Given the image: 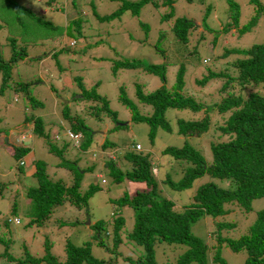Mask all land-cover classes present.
Listing matches in <instances>:
<instances>
[{
  "label": "rangeland",
  "instance_id": "rangeland-1",
  "mask_svg": "<svg viewBox=\"0 0 264 264\" xmlns=\"http://www.w3.org/2000/svg\"><path fill=\"white\" fill-rule=\"evenodd\" d=\"M162 1L159 0L157 6L145 5L138 16L125 11L121 17L105 21L100 20L94 10L99 16L109 14L119 7V1L54 0L49 3L48 0H0L1 57L7 61L12 57L13 51L17 50L20 55L22 54L11 62L9 79L0 93V237L11 241L6 252L14 258L24 259L26 251L35 257L43 256L46 241L51 243L50 251L59 260L65 257L66 242L82 245L90 241L95 257L108 259L117 252L115 260L120 264L124 262L126 256L138 257L143 254V249L126 236L134 223L133 209L129 206L121 207L117 203L120 196L126 193L134 195L135 189L142 185L130 183L125 179L114 182L113 177L108 174L109 168L104 163L109 158L108 154L117 160V152L120 154L129 147L134 149V145L139 143L142 151L148 149L152 153L155 173L160 179H163L166 173L170 175L172 173L171 177L177 180L182 173L181 167L176 161L170 159L166 161L165 157L160 155V151L170 146L181 147L185 138L175 132L159 128L153 144L150 145L149 125L130 122L131 113L119 101L118 93L119 87L123 86L128 97L137 102L135 84H141L143 89L149 92L160 85V79L141 69H118V72L114 73L115 61L135 57L149 63H164L167 66L169 83H174L178 66L182 63L188 68L184 80L186 84L188 82L191 84L188 89L190 95L204 104H211L220 100V89L224 80L213 79L204 87H199L194 82L195 79L201 78L202 74L207 73L205 71L212 69L211 67L220 69L219 65H215L217 58L225 62L238 57V52L223 57L224 48L242 49L253 43H264L263 14L258 15L254 26L239 34L243 24L245 25L255 14V6L250 0H232L239 6L238 25L237 27L231 25L225 29L224 26L228 22L227 0L193 2L175 0L172 10L167 5L164 6ZM260 1L264 4V0ZM207 7L209 14L205 22L209 29L203 26ZM24 8L50 21V31L46 33L45 27L32 19L33 14L24 11L19 13V10ZM171 11L173 14L171 17L167 20L161 19L164 14ZM178 16H185L195 23L188 42L190 46L181 44L171 31V25ZM75 18L76 22L70 23ZM139 22L148 25L147 33ZM68 23L71 29L62 30L60 34L58 29L65 28ZM56 30L59 32L56 33ZM215 36L217 39L213 43ZM11 38L16 39V47L13 49L10 45ZM201 38L204 42L202 45L198 43ZM71 40L75 41L74 45H70ZM194 49L198 51L196 57L192 54ZM231 73L235 74L234 71ZM76 77L81 78L85 88H91L99 82L97 91L108 100L110 109L117 112L115 115L117 122L111 116L97 111L95 116L91 115V109L96 105L94 101L75 100L80 98ZM17 84H26L21 91L26 92L27 98L32 96L37 99L38 103L35 106L31 104L30 99L14 92L13 87ZM259 88L264 90V86ZM249 90L246 88L244 91ZM64 105H68L71 113L83 116L84 123L91 130L89 137L84 135L79 141L82 144L85 140H90L91 146L86 150L75 146L76 143L67 139L65 135V129L70 126L62 117L61 110ZM138 107L142 114L152 112L149 105L139 104ZM200 111L196 113L189 110H169L166 114L170 119L176 116L199 120L205 115L204 110ZM33 115L42 118L45 132L52 134V140L55 139L54 133L61 135V140L56 141L59 142L56 144L62 152L61 156L50 151L51 142L45 137L34 134L32 121H24L25 117ZM118 122L127 124L116 126ZM222 122L221 115L213 111L209 131L201 137L187 139L209 162L210 144L228 139L226 135H220L217 129ZM24 132L28 138L23 141L20 135ZM17 137L19 144L30 147V155L22 158L13 155L12 151L16 144L9 145L7 142L9 140L11 143ZM105 140L114 142V149H100V144ZM62 158L69 161L77 160V165L82 168L91 167L82 177L80 192H85L90 184L97 185L99 190L89 197L86 206L77 207L66 201L56 206L50 217L42 224L38 225L35 222L29 224L35 212L26 192L28 188L37 185L33 175L34 162L44 161L49 178L62 179L70 185L72 179L70 169L59 165ZM21 159L24 164H19ZM117 163L122 171L131 168L124 158L119 159ZM158 163L162 164L159 169L156 167ZM207 180L208 175H205L195 181L191 188L181 191L171 190L166 184L159 182V192L176 200V209H181L183 204L192 202L196 187ZM215 181L222 187L229 185L226 180ZM251 207V211L246 212L236 202L226 204V214L217 218L204 216L193 224L192 231L202 238L209 248L216 244L217 222L233 224L231 228L223 226L220 233L222 236L238 238L247 232L256 218L257 211L264 207V198L254 199ZM120 215L125 218V224L120 231L121 242L115 248L113 227L115 218ZM16 218L18 222L14 221ZM99 220L106 222L104 226L106 230L98 233L94 224ZM100 238L103 246L96 244ZM4 249L5 245L0 243V254ZM180 251L179 248L172 249L169 246L156 247L157 264H176V260H173ZM221 255L227 264H243L246 257L245 251L233 252L227 246L221 247ZM16 263V260H11L7 256L0 259V264Z\"/></svg>",
  "mask_w": 264,
  "mask_h": 264
},
{
  "label": "trees",
  "instance_id": "trees-1",
  "mask_svg": "<svg viewBox=\"0 0 264 264\" xmlns=\"http://www.w3.org/2000/svg\"><path fill=\"white\" fill-rule=\"evenodd\" d=\"M54 0H48L49 3ZM120 2L119 7L109 14L99 16L94 10L95 15L100 20L111 21L121 17L125 11H130L134 16H138L142 7L147 4L158 5L159 0H117ZM173 1L163 0L162 4L173 9ZM187 2L203 0H186ZM227 18L228 22L224 29L234 25L237 27L240 16L239 6L232 0H227ZM255 6V14L241 28L239 34H243L257 22L259 14L264 15V4L260 0H250ZM33 14L34 21L45 27L46 33L50 31V21L35 15L31 10L24 8L22 12ZM209 14L207 7L203 26L206 25V18ZM164 14L161 19L167 20L171 17ZM21 20V19H20ZM76 18L70 23L76 22ZM146 33L149 31L148 25L139 22ZM205 24V25H204ZM171 31L177 40L186 46L189 45V39L192 35L195 23L193 20L178 16L171 25ZM71 29L69 23L65 28L58 29L60 34L63 31ZM56 30V33L59 31ZM217 36L214 37V42ZM198 40L200 45L204 44ZM10 45L16 47V39L11 38ZM206 46V44H205ZM22 52V51H21ZM197 49L192 54L197 56ZM238 52V57L234 60L225 62L217 58L215 65L220 67H211L201 78H196L195 83L199 87H204L206 83L213 79H223L224 83L220 89V100L211 104H204L197 100L188 92L190 82L186 84L184 74L186 75L187 66L179 64L174 83H169L167 66L164 63L154 64L146 62L140 58H125L113 63V71L117 73L118 69H141L147 74L157 76L160 79V85L152 91H145L141 84L136 83L135 95L136 101L128 97L123 86L119 87L118 99L129 109L131 113L130 122L146 123L149 125L150 145L153 144L156 132L159 128L175 132L185 138L181 147H166L160 151V155L165 157L166 161H176L181 167V176L175 180L171 175L166 173L163 179H160L155 173L152 153L150 150H135L130 147L124 152H117V160L110 157L104 163L109 168V173L114 182L122 180L130 183L142 185L135 189L134 195L128 193L120 196L117 203L123 206H129L134 211V223L130 232L126 234L128 240L136 243L143 249V254L138 257L126 256L121 264H157L156 247L169 246L172 249L179 248L173 261L176 264H227L221 255V247L227 246L233 252L245 251L246 257L243 264H264V207L257 211L256 218L249 226L246 233L238 238L222 236L221 228L233 227V224L217 222L216 244L212 248L206 242L192 231V226L200 218L210 216L217 218L227 213L225 205L236 202L244 211H251V203L254 199L264 198V90L259 86H264V43H253L249 47L240 49L224 48L223 57L230 53ZM9 60H3L0 54V93L5 83L8 81L10 74L11 62L17 56H21L16 50L13 51ZM204 68V67H202ZM234 71L235 74L231 72ZM77 87L80 89V98L75 100L94 101L95 106L91 109V115L97 112L111 116L116 122V111L110 109L108 100L97 91L99 82H96L91 88H85L80 77L75 78ZM20 84V83H19ZM26 84L14 86V92L18 95L21 93L26 97L23 90ZM250 89L248 92L244 91ZM27 98V97H26ZM27 99L35 106L38 101L32 96ZM30 104V103H29ZM149 105L151 113L142 114L138 105ZM169 110H189L201 112L204 110V116L199 120L185 119L183 117H167ZM62 117L69 124L70 128L65 129L67 139L76 142L66 134V130L78 134L79 142L85 135L89 137L90 128L84 123V117L79 114L71 113L68 105L62 107ZM83 111V110H82ZM217 111L221 115L223 122L217 126L220 135H226L227 140L212 142L210 144L211 158L207 161L205 156L187 141L190 138H197L209 131L211 124V113ZM87 117V116H85ZM224 117V118H223ZM24 121H32V131L36 136H42L50 143V151L61 156L56 141L61 140L59 133L52 134L45 132V124L41 117H25ZM127 124V123H125ZM123 122L116 126L125 125ZM59 131V130H58ZM25 133V132H24ZM22 138L23 141L26 139ZM21 139V140H22ZM50 139V141H49ZM19 142V140H18ZM139 144L136 143L134 147ZM82 150L91 146L90 140H85L82 144H74ZM96 146V144H95ZM114 142L105 140L100 144V149H114ZM99 148V147H98ZM13 155L21 158L30 155V147L25 145L14 146ZM101 150V151H102ZM106 152V151H103ZM107 153V152H106ZM120 157V158H119ZM126 160L131 168L125 171L117 163L119 159ZM77 160L69 161L62 158L60 166H66L70 169L72 179L71 184L67 185L62 179L52 180L49 178L46 164L42 160H35L34 173L37 185L28 188L26 195L30 198L33 205V217L29 224L35 222L40 225L50 217L53 209L68 201L77 207L86 206L89 197L99 190L97 185L90 184L85 192H80V184L85 172L90 170L77 165ZM162 166L161 163L156 165L157 169ZM175 167V166H174ZM173 167V168H174ZM177 169V168H176ZM208 175V180L201 182L192 196V202L183 204L181 209H176V200L172 197H166L159 192V182L166 184L171 190L181 191L192 187L193 183L199 178ZM215 180L228 181V187H222ZM163 186H161L162 188ZM125 224V218L118 216L115 218L113 227V247L117 248L121 242L120 231ZM106 222L99 220L94 224L96 232L105 231ZM97 237L98 234H97ZM97 241L96 244L103 246V242ZM11 241L4 240L0 237V243L5 245L4 252L0 254L7 256L11 260H16V264H120L115 260L117 255L110 256L108 259H99L92 254V244L90 241L82 245H75L71 242L65 244V257L59 260L56 255L52 254L51 243L45 242V254L41 257H35L25 252V258H14L7 251ZM214 247V248H213ZM212 249V250H211ZM211 250V251H210ZM210 251V255H209Z\"/></svg>",
  "mask_w": 264,
  "mask_h": 264
},
{
  "label": "clouds",
  "instance_id": "clouds-1",
  "mask_svg": "<svg viewBox=\"0 0 264 264\" xmlns=\"http://www.w3.org/2000/svg\"><path fill=\"white\" fill-rule=\"evenodd\" d=\"M75 44V41L74 40H71L70 41V45H74ZM68 129V128H67ZM26 136H25V133H22L21 135H20V138L22 139V138H25ZM28 138V137H27ZM30 138V137H29ZM16 142H15V141ZM20 142H18V137L17 138H15V139H13L12 141H11V143H9V145H12V144H16V146H20V145H24V144H19ZM138 145H140V148L139 149H137L136 148V146L134 147L135 148V150H141V144H138ZM13 152V151H12ZM22 158V157H21ZM24 159V158H23ZM23 159H21L20 160V163L19 164H24V161H23Z\"/></svg>",
  "mask_w": 264,
  "mask_h": 264
},
{
  "label": "built area",
  "instance_id": "built-area-1",
  "mask_svg": "<svg viewBox=\"0 0 264 264\" xmlns=\"http://www.w3.org/2000/svg\"><path fill=\"white\" fill-rule=\"evenodd\" d=\"M66 134L70 137V138H72V139H74L76 142H74V143H79V142H77V140H78V137H79V135L78 134H74V133H72V132H70V131H68V130H66ZM136 148L137 149H139L140 148V145H136ZM14 221L15 222H18L19 220L16 218V219H14Z\"/></svg>",
  "mask_w": 264,
  "mask_h": 264
},
{
  "label": "crops",
  "instance_id": "crops-1",
  "mask_svg": "<svg viewBox=\"0 0 264 264\" xmlns=\"http://www.w3.org/2000/svg\"><path fill=\"white\" fill-rule=\"evenodd\" d=\"M8 144H9V140H8V142H7ZM9 146H7V148H8ZM9 150V149H8Z\"/></svg>",
  "mask_w": 264,
  "mask_h": 264
}]
</instances>
